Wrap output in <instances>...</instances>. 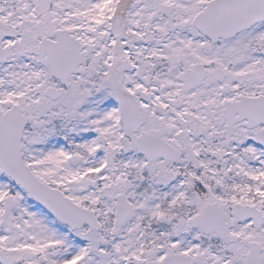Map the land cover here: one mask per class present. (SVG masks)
<instances>
[{
    "label": "snow or ice",
    "instance_id": "6c2138e0",
    "mask_svg": "<svg viewBox=\"0 0 264 264\" xmlns=\"http://www.w3.org/2000/svg\"><path fill=\"white\" fill-rule=\"evenodd\" d=\"M0 264H264V0H0Z\"/></svg>",
    "mask_w": 264,
    "mask_h": 264
}]
</instances>
